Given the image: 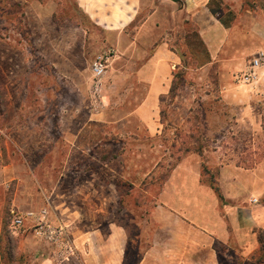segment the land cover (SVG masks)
I'll return each instance as SVG.
<instances>
[{"label": "rangeland", "instance_id": "rangeland-1", "mask_svg": "<svg viewBox=\"0 0 264 264\" xmlns=\"http://www.w3.org/2000/svg\"><path fill=\"white\" fill-rule=\"evenodd\" d=\"M156 8L159 28L151 29L143 23ZM161 31L170 37V47L184 56L176 73L184 81L179 97L186 99L189 121L177 129L164 124L160 136L152 138L134 121L131 127L139 130L138 136L116 135L111 126L89 121L95 107L84 93L94 82L91 65L98 54L114 49L108 70L117 66L115 36L96 26L77 0H0V264H39L51 253L52 246L32 233L44 210L55 225L53 199L64 171L66 179L103 176L119 192L131 195L121 208L127 219L135 216V224L129 225L134 245L127 248L133 264L144 256L157 229L149 217L164 182L185 157L195 154L189 161H199L201 180L209 186L214 176L219 185L217 169L222 165L256 167L264 161V124L259 134L237 132L229 102L230 88L241 82L237 75L248 71L264 50V0H143L126 37ZM202 33L208 43L202 42ZM242 45L251 49L238 59ZM218 46L212 58L208 51ZM258 72L256 102L264 116V58ZM112 80L105 76V82ZM168 102L169 96L162 109L167 110ZM177 111L185 115L180 107ZM80 129L87 135L76 136ZM101 130L112 132L103 150L101 144L107 141L100 142ZM75 144L92 147L91 153L71 152ZM198 147L202 152H187ZM102 160L109 161L107 172L100 170ZM82 164L91 171L84 172ZM221 204L223 208L225 199ZM13 211L26 217L18 230L13 228ZM216 247L220 264L252 263L259 249L247 254L243 247L223 242Z\"/></svg>", "mask_w": 264, "mask_h": 264}, {"label": "crops", "instance_id": "crops-1", "mask_svg": "<svg viewBox=\"0 0 264 264\" xmlns=\"http://www.w3.org/2000/svg\"><path fill=\"white\" fill-rule=\"evenodd\" d=\"M77 2L96 26L115 36L114 46L120 52L117 66L107 71L106 76H112L113 80L105 82L104 77L98 90L94 83L84 89L85 100L95 107L89 121L100 123L102 128L111 126L116 135L131 133L138 136L139 130L131 127L136 121L137 128L144 127L151 138L160 136L164 124L177 129L188 123V104L184 95L179 97L184 81L172 96L175 74L183 65V54L170 47V37L164 35L166 31L159 35L133 33L126 37L128 28L134 27L143 0ZM157 16L156 8L143 24L148 22L149 28H159ZM201 39L208 43L203 33ZM220 49L221 46L209 49V55L215 57ZM249 49V46H239L238 59ZM259 53L264 54V50ZM255 83L241 81L230 88L229 102L236 112L234 128L237 132L259 134L263 128L264 116L256 102L259 93ZM168 96L171 102L166 104L165 110L162 107ZM179 107L185 110V115L177 111ZM235 130L232 132L234 137L237 136ZM81 133L84 129L77 131L76 136ZM84 134L87 135V131ZM101 134L100 142L107 141L101 144L103 150L109 141L105 138L112 132L101 130ZM91 148L75 144L70 146V151L88 154ZM106 152L109 151L106 149ZM187 152L200 153L197 150ZM189 156L179 162L165 180L159 204L149 217L157 229L144 256L133 264H220L216 247L220 242L234 248L243 247L247 254L259 248L257 229H264V161L256 167L228 163L217 169L219 186L226 201L222 208L220 196L201 180L199 161H189L195 154ZM101 162L100 170L107 172L109 161ZM82 170L87 172L91 168L82 164ZM117 174L126 178L123 173ZM67 176V172H62L58 190L57 185L55 188L53 216L55 225L60 228L55 240H49L36 229L32 233L52 246L49 248L51 253L40 258L39 264H129L127 248L134 245L129 225L135 224V216L127 219L121 207L132 198L131 195L119 192L103 176L98 179L93 174L82 179H66ZM251 179L255 183H249ZM65 183L68 189L63 187ZM27 239L30 240L31 235Z\"/></svg>", "mask_w": 264, "mask_h": 264}, {"label": "built area", "instance_id": "built-area-1", "mask_svg": "<svg viewBox=\"0 0 264 264\" xmlns=\"http://www.w3.org/2000/svg\"><path fill=\"white\" fill-rule=\"evenodd\" d=\"M114 55V49L109 48L104 53L98 54L95 59L93 60V63L91 65L92 75L94 78V84L96 90L99 89L101 86L104 77L107 74L108 68H109V62L111 57ZM264 58L263 53H259V56L254 58L250 65L249 70L242 72L241 74L237 75L238 80L245 81L247 83L258 81L259 78V72L258 69L261 66V61ZM96 93V91H95ZM98 94V92H97ZM254 201H257L254 199ZM14 212V211H13ZM15 216L13 218V228L15 230H18L21 226L24 225V222L26 220V217L19 215L15 213ZM46 211H42V213L39 215V217L36 219V227L35 229L40 234H46L49 240H55V234L60 231V228L56 225H53L48 219L46 215Z\"/></svg>", "mask_w": 264, "mask_h": 264}, {"label": "trees", "instance_id": "trees-1", "mask_svg": "<svg viewBox=\"0 0 264 264\" xmlns=\"http://www.w3.org/2000/svg\"><path fill=\"white\" fill-rule=\"evenodd\" d=\"M14 4L16 7L17 6L16 3H14ZM221 21L226 27H230L229 22H227L223 19ZM179 76L180 75L178 73L175 74V80H174V84L172 87V96H174L176 94L179 84L183 82L181 79H179ZM163 113H164L163 116H165V111H163ZM187 150L190 151L189 148H187ZM196 150L199 152H202L201 147H198V149H196ZM204 169L208 170V168L206 166H204ZM210 184H211V187L215 190V192L220 196V198L222 200H224L223 194L221 192L220 186L218 185L217 178H215V176H214V178L211 179ZM258 240H259L260 246H259L257 254L252 256V259L254 262L247 263V264H264V229H260L258 231Z\"/></svg>", "mask_w": 264, "mask_h": 264}]
</instances>
